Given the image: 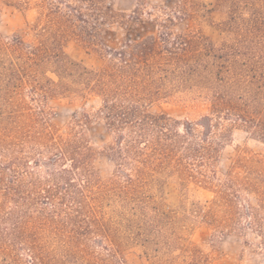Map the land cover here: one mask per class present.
Returning a JSON list of instances; mask_svg holds the SVG:
<instances>
[{
  "label": "rangeland",
  "instance_id": "rangeland-1",
  "mask_svg": "<svg viewBox=\"0 0 264 264\" xmlns=\"http://www.w3.org/2000/svg\"><path fill=\"white\" fill-rule=\"evenodd\" d=\"M101 1L89 44L0 0V264H264V0ZM108 73L173 152L128 151Z\"/></svg>",
  "mask_w": 264,
  "mask_h": 264
},
{
  "label": "trees",
  "instance_id": "trees-1",
  "mask_svg": "<svg viewBox=\"0 0 264 264\" xmlns=\"http://www.w3.org/2000/svg\"><path fill=\"white\" fill-rule=\"evenodd\" d=\"M41 7L39 20L44 21L51 28L57 26L58 34L62 36L72 35L89 44L94 43L100 19L105 16L102 14L103 4L101 0H43ZM138 46L139 44H135L134 48H138ZM98 80H100V89L104 94L102 112L109 125L118 131L135 130L137 133L141 131L137 134L138 138L134 140L135 142L129 144V152H133L136 157L143 156L144 159L141 162L146 164L149 163L151 155L158 151V147L173 152L170 141L176 140V137L170 131L171 123L166 115H155L143 108V105L137 102L136 94L131 90L132 88L118 83L117 75L108 73ZM236 111L216 113L215 116L216 118L220 116L245 119L241 112ZM213 118L210 115L205 116L209 122L208 130L210 132L212 131ZM153 128L160 129L162 135L160 137L146 136L145 131ZM186 129L189 131L192 128ZM142 139L144 146L139 147L138 143ZM61 143L68 150L77 148L67 141ZM197 151L200 152L201 150Z\"/></svg>",
  "mask_w": 264,
  "mask_h": 264
}]
</instances>
